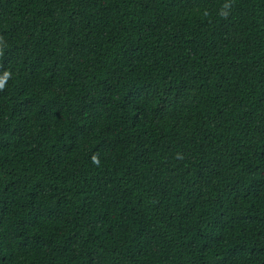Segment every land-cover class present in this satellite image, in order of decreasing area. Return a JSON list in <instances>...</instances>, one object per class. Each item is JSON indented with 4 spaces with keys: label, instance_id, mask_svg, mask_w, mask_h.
<instances>
[{
    "label": "trees",
    "instance_id": "obj_1",
    "mask_svg": "<svg viewBox=\"0 0 264 264\" xmlns=\"http://www.w3.org/2000/svg\"><path fill=\"white\" fill-rule=\"evenodd\" d=\"M6 71L0 264H264V0H0Z\"/></svg>",
    "mask_w": 264,
    "mask_h": 264
},
{
    "label": "clouds",
    "instance_id": "obj_2",
    "mask_svg": "<svg viewBox=\"0 0 264 264\" xmlns=\"http://www.w3.org/2000/svg\"><path fill=\"white\" fill-rule=\"evenodd\" d=\"M10 75H11V73L6 71L4 73V75L2 77H0V90L4 89L5 84H6L7 80L9 79ZM94 160H95V158H94Z\"/></svg>",
    "mask_w": 264,
    "mask_h": 264
}]
</instances>
